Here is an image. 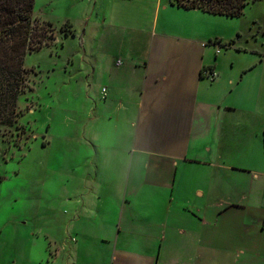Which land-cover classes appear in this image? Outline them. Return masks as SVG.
Masks as SVG:
<instances>
[{"label": "crops", "instance_id": "0c3cea01", "mask_svg": "<svg viewBox=\"0 0 264 264\" xmlns=\"http://www.w3.org/2000/svg\"><path fill=\"white\" fill-rule=\"evenodd\" d=\"M97 1L100 19L79 35L91 88L100 84L88 124L96 133L102 116L106 153L84 151L95 179L69 182L58 230L42 246L32 234L22 264H264V43L245 52L238 35L224 47L197 31L209 13L174 0ZM232 50L252 59L224 64ZM109 158L118 167H104ZM16 243L7 257L0 248V264H19Z\"/></svg>", "mask_w": 264, "mask_h": 264}, {"label": "rangeland", "instance_id": "374dc122", "mask_svg": "<svg viewBox=\"0 0 264 264\" xmlns=\"http://www.w3.org/2000/svg\"><path fill=\"white\" fill-rule=\"evenodd\" d=\"M102 9L96 0L35 1L34 18L52 24V39L41 51L27 54L28 85L17 101L18 117L13 126L0 125V229L12 227L15 233L0 236V248L6 247L7 242H17L14 254L20 257L19 264L31 258L28 247L33 241L32 234L41 233L38 244L42 246L49 243L46 234L58 230L56 218L64 214L67 198L72 195L69 182L83 185L95 179V170L91 169L95 165L81 160L84 151H98L100 158L106 153L103 146L108 144L105 142L108 129L100 128L102 116L95 128L97 147L89 139L95 133L88 124L92 117L89 102L94 100V91L100 84L91 88V69L84 57L90 54V46L81 48L78 41L85 24L100 19ZM68 21L73 23L75 36L67 37L61 30ZM194 22L201 35L220 36L229 43L240 33L239 45L245 52L262 50L264 2L250 3L238 18L208 15ZM111 42L115 46L114 35L101 40L100 56H114L111 52L116 47L111 48ZM236 52L230 51L223 63L231 60L243 66L252 59L251 52ZM107 93L106 87L100 89L101 102L107 101ZM98 114H102L101 109ZM118 162L119 159L109 158L104 167H118ZM4 249L6 257L9 256V248Z\"/></svg>", "mask_w": 264, "mask_h": 264}, {"label": "trees", "instance_id": "16d2710c", "mask_svg": "<svg viewBox=\"0 0 264 264\" xmlns=\"http://www.w3.org/2000/svg\"><path fill=\"white\" fill-rule=\"evenodd\" d=\"M36 0H0V125L13 126L18 117L17 101L26 93L28 69L27 54L41 51L52 39V24L38 22L34 18ZM264 0H174V4L187 10H200L214 16L238 18L252 2ZM61 30L67 37L75 36L71 22L64 23ZM237 35H240L239 33ZM83 34L79 45L83 47ZM229 47L236 42L225 44Z\"/></svg>", "mask_w": 264, "mask_h": 264}, {"label": "built area", "instance_id": "2783aa9c", "mask_svg": "<svg viewBox=\"0 0 264 264\" xmlns=\"http://www.w3.org/2000/svg\"><path fill=\"white\" fill-rule=\"evenodd\" d=\"M207 73H208V72H207ZM215 75H216L215 73H210V74L208 73V77H210V78H214Z\"/></svg>", "mask_w": 264, "mask_h": 264}]
</instances>
